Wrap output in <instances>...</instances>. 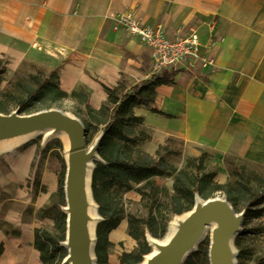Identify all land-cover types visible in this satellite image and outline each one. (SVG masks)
<instances>
[{
	"label": "crops",
	"instance_id": "0c3cea01",
	"mask_svg": "<svg viewBox=\"0 0 264 264\" xmlns=\"http://www.w3.org/2000/svg\"><path fill=\"white\" fill-rule=\"evenodd\" d=\"M133 11L167 36L198 32L203 52L213 66L179 69L174 83L156 86L155 105L133 108L151 132L146 149L154 154L165 139L214 153L233 152L252 163L264 162V0H0V58L11 67L31 62L57 71L59 88L87 93L99 109L107 100L104 86L123 92L151 74L150 51L112 28V18ZM34 148L21 149L0 169V186L27 182ZM40 169L41 185L32 196L28 186L16 190L14 205L0 200V264H42L34 246V231L47 216H39L58 185V166ZM22 206H32L25 218ZM108 264H119L136 240L121 219L107 233ZM123 247V249H122ZM120 250V251H118Z\"/></svg>",
	"mask_w": 264,
	"mask_h": 264
},
{
	"label": "rangeland",
	"instance_id": "374dc122",
	"mask_svg": "<svg viewBox=\"0 0 264 264\" xmlns=\"http://www.w3.org/2000/svg\"><path fill=\"white\" fill-rule=\"evenodd\" d=\"M175 71L178 70H171V72ZM47 75L50 83L44 86L43 79ZM38 91L41 92L38 93ZM122 91L123 86L120 85L117 92L120 94ZM77 93L78 95L72 94V91L66 93L59 88L56 70L55 72H48L42 67L27 61L11 67L8 60L0 58V108L8 110V112L0 111V114L4 116L13 114L27 116L42 110L56 108L73 114L82 123L84 130L86 129L84 141L86 147L94 150L97 155V159L93 160V165H95V162L103 161L97 149L102 137L103 127L105 123L109 122V113L99 111V109L93 107L91 108L94 111H90L87 108L89 106L87 93L83 91ZM20 110L25 112L20 113ZM63 127V125H59L56 132L63 129ZM123 132L126 138L118 141L122 146L120 150L130 157L131 161L134 159L141 161L144 156H149L154 160H158L160 157V163L162 164L159 167L164 169V174L153 176L149 181L145 179L139 183L133 181L126 184L117 182L98 183L97 193L99 194L100 205L107 212L108 222L111 223L122 218L128 222V233L138 235V232H142V239H144L149 249L147 253H150L153 251L151 238L161 240L166 235L169 224L175 216L189 212L194 207L196 198L203 200L219 196L229 203L233 211L241 217L240 230L233 239L236 263L264 264V201L261 203L254 202L255 197L264 190V162L252 163L240 158L233 152L214 153L204 148L185 144L184 141L176 137L165 139L163 143L158 145V149L154 154H149L146 146L152 134L144 124L131 122L129 125L124 126ZM14 134L16 133L10 130H0V146L2 142L11 140ZM26 143L29 144L24 146ZM29 146L34 148L35 156L31 161L32 168L26 179L27 182H21L16 186H0V200H4L5 209L8 207L16 208L17 204L14 205L13 201L16 190L28 186L35 198V193L39 189H45V185H41L40 175V169L45 165V162L46 165L51 163L52 166L54 164L58 166L57 179L59 172L62 170V165L65 166L64 180L66 179L69 162H67L65 156L64 140L58 132L49 138L35 135L14 147L0 149V169L7 170L11 156ZM179 170L197 176L200 182L193 186L196 191L194 192L192 207L187 211L173 213L172 210L175 207L186 206L183 199L179 203L171 200L174 194L173 176ZM147 184H151L158 189L155 202L141 201L139 190L144 187L142 191L149 192L150 189ZM217 184L225 186L216 189ZM65 186L66 180L63 190L64 196H51L49 202L42 208L46 212L42 213L40 211L38 213L39 216L48 217L46 218V225L40 228L47 230L57 242V245L62 247L56 254V260L62 255L59 264H69L67 257L70 253L68 247L63 245L67 239L69 209ZM90 189L92 194V179ZM92 196L100 215L99 204L93 194ZM21 209L24 211L25 218L33 216L32 206H22ZM58 210L65 213L66 224L63 227L64 230L56 229L54 224L53 216ZM104 218V216H101V221ZM0 227L10 229V226L1 221ZM94 237L97 238L96 234ZM135 240L136 246L133 250L138 248V241ZM209 241V235L205 236L196 249L182 261V264H211ZM107 251L110 252L111 248L108 247ZM124 253L126 252H121L119 260ZM145 255L142 256L139 262L134 264H140ZM96 258V252L94 251L95 264H97ZM103 260L104 258L102 264H104ZM124 264H128V262L126 261Z\"/></svg>",
	"mask_w": 264,
	"mask_h": 264
},
{
	"label": "trees",
	"instance_id": "16d2710c",
	"mask_svg": "<svg viewBox=\"0 0 264 264\" xmlns=\"http://www.w3.org/2000/svg\"><path fill=\"white\" fill-rule=\"evenodd\" d=\"M56 74V73H55ZM54 74V76H55ZM173 72L162 71L156 74H150L149 78L142 79L139 83L132 85L127 91L118 94L117 89L119 86L113 87V89L105 87V92L108 94L107 102L100 106L99 111H107L108 121L105 123L102 130V137L98 144V154L103 161L95 162V167L93 169L91 179H92V194L96 202L99 204V213L105 218L103 221L99 222L96 227V244L94 251L96 252L97 264H102V259L104 258V264H108L106 257L109 251L107 248L110 247V243L107 240V233L113 228L117 227L120 219H117L113 222H108V215L104 208L100 205L99 194L97 193V184L98 183H121L126 184L127 182L139 183L149 179L153 176H159V174H164V169L160 168L162 163H160V157L158 160H154L149 156H144V158L139 161L138 159L130 160V157L126 156L121 149V144L118 142L123 138H126L124 135L123 129L125 125H129L131 122H138L143 124V120L135 116L133 113V108L136 106H145L154 113H161V111L156 108L155 98H156V86L166 84L170 85L174 83ZM44 86H47L50 83L49 76L47 75L44 79ZM41 91H38L40 93ZM72 94H77V92L72 91ZM90 111H94L91 107L87 106ZM0 111L8 112L0 108ZM23 113L25 111H19ZM86 131V129L84 130ZM86 133V132H85ZM85 136V134H84ZM29 143H26L27 146ZM65 166L62 165V170L58 174V185L57 190L51 194L52 197L63 195L64 190V173ZM174 184L173 191L174 194L171 197L172 202H180V200L185 201L186 206H180L179 208L175 207L172 211L173 213H180L182 211H187L192 207V202L194 198V185L200 182V179H197V176H193L190 173L185 172L184 170H179L174 174ZM149 185V192H143L142 189L139 190L141 194V201L148 200L147 202H155L158 189ZM225 185L217 184L215 188H222ZM214 188V189H215ZM153 199V200H152ZM264 201V190L260 192L254 199V202H263ZM53 206V205H52ZM42 213L46 211L42 210ZM58 217L60 218L58 220ZM54 224L56 229L64 230L65 223V213L63 211H57L53 216ZM13 235L19 234V231H11ZM129 235L133 236L138 241V248L133 250L130 253L122 254V258L119 261V264H124L126 261L128 264H134L141 260L142 256L149 252L148 246L143 237V233L138 235L135 233L129 232ZM142 239V240H141ZM34 246L40 253V259L42 264H59V259L62 255L56 260V254L58 250H61L62 247L57 245L52 235L44 229L36 228L34 231ZM3 246L0 245V256L2 255Z\"/></svg>",
	"mask_w": 264,
	"mask_h": 264
},
{
	"label": "bare ground",
	"instance_id": "6f19581e",
	"mask_svg": "<svg viewBox=\"0 0 264 264\" xmlns=\"http://www.w3.org/2000/svg\"><path fill=\"white\" fill-rule=\"evenodd\" d=\"M59 125L63 129L57 132L64 140L65 156L67 162L70 161L75 147L79 140L80 126L73 114L64 112L60 109H47L41 112L28 114L27 116H4L0 114V130H10L16 133L11 140L1 143L0 149L14 147L35 135H42L49 138L57 134L56 130ZM60 131V132H59ZM24 134V135H22ZM85 154V168L80 175L79 192L75 190L76 197L80 196L79 204L82 212H79V218L82 219L81 237H83V248L81 255L82 264H95L93 245L95 242V226L99 219L96 212V204L93 200L90 189V175L93 168L92 158L96 156L95 151L88 148ZM78 201V200H77ZM78 204V205H79ZM204 206L212 207V212L206 213L199 223H197L190 234V237L176 253V245L184 231L192 226L194 216L197 211ZM66 209V208H65ZM68 230L64 243L69 249V264H78L77 254L74 252L73 243V226L70 223V213L68 209ZM241 217L236 214L229 203L217 196L201 200L197 198L194 207L189 212L175 216L169 224L166 235L161 240L151 238L150 242L153 251L144 256L140 264H170L174 261L176 264H182V261L191 254L197 245L209 235V257L211 264H237L235 261V247L233 239L240 229ZM229 229L233 231L229 232ZM224 235V239L217 243V238Z\"/></svg>",
	"mask_w": 264,
	"mask_h": 264
},
{
	"label": "built area",
	"instance_id": "2783aa9c",
	"mask_svg": "<svg viewBox=\"0 0 264 264\" xmlns=\"http://www.w3.org/2000/svg\"><path fill=\"white\" fill-rule=\"evenodd\" d=\"M112 21L114 30L135 38L148 48L151 74L213 66V60L202 50L198 32L189 30L176 36H167L159 25L146 22L133 11L117 14Z\"/></svg>",
	"mask_w": 264,
	"mask_h": 264
},
{
	"label": "water",
	"instance_id": "95a60500",
	"mask_svg": "<svg viewBox=\"0 0 264 264\" xmlns=\"http://www.w3.org/2000/svg\"><path fill=\"white\" fill-rule=\"evenodd\" d=\"M79 122V120H78ZM79 126H80V135L79 140L77 141L75 147H73L72 151V158L69 161V169L67 170V175H66V186H65V195L67 196V200H68V206L70 209V223L73 226V243H74V252L75 254H77V258H78V264H82L81 262V255H82V248H83V237H81V227H82V219L79 218V212H82V208L80 207L79 204V200H80V196L76 197L75 194V190L77 189V193L79 192V182H80V175L81 173L84 171L85 165L84 163L85 161V154L87 153V147L85 144V131L83 128V125L81 122H79ZM24 135V134H22ZM97 159V155L95 157L92 158V161ZM95 165L92 168L91 171V175L93 172ZM90 175V178H91ZM197 199V198H196ZM195 199V201H196ZM78 200V201H77ZM79 204V205H78ZM212 207L210 206H204L202 209H200L197 215L194 216V221L192 226H190L189 229H187L186 231H184L182 233V235L179 238V243L176 245V255L177 253H179V250L182 249L181 247L183 246V244L186 242V240L190 237V234L192 232L193 227L199 223L202 219V217L209 212H212ZM96 212L98 213L97 209ZM101 216L99 215V219L96 223V226L98 225V223L101 221ZM240 230V229H239ZM233 231L232 229H229V232ZM238 233V232H237ZM224 235H220L217 238V243H219V241H222L224 239ZM95 244H96V238H95V242L93 245V250L95 248ZM64 246L67 247V245L65 243H63ZM69 252V250H68ZM94 263H95V259H94ZM170 264H176L174 261L170 262Z\"/></svg>",
	"mask_w": 264,
	"mask_h": 264
}]
</instances>
